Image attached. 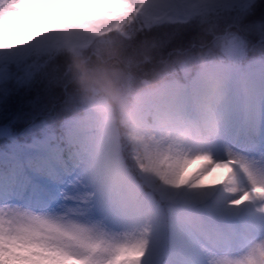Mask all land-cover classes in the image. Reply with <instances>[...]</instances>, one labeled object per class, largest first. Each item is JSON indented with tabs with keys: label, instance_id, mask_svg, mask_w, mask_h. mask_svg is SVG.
Masks as SVG:
<instances>
[{
	"label": "snow or ice",
	"instance_id": "obj_1",
	"mask_svg": "<svg viewBox=\"0 0 264 264\" xmlns=\"http://www.w3.org/2000/svg\"><path fill=\"white\" fill-rule=\"evenodd\" d=\"M4 3L21 10L0 28V264H264V224L234 215L250 205L264 217V0L105 5L116 11L113 30L130 14L141 32L183 40L209 26L226 99L213 145L198 159L231 175L228 184L209 185L179 170L187 156L169 155L166 166L146 162L53 74L41 41L81 35L55 27L67 5ZM191 85L198 88V78ZM41 91L56 110L36 124L24 102ZM217 232L228 242H214Z\"/></svg>",
	"mask_w": 264,
	"mask_h": 264
},
{
	"label": "clouds",
	"instance_id": "obj_2",
	"mask_svg": "<svg viewBox=\"0 0 264 264\" xmlns=\"http://www.w3.org/2000/svg\"><path fill=\"white\" fill-rule=\"evenodd\" d=\"M0 8L5 14L12 10L8 3ZM130 15L134 20L135 14ZM132 20L115 30L110 37L112 45L95 48V59L86 51L68 50V71L77 101L95 114L109 133L122 132L146 162L159 160L166 166L169 155L187 156L179 170L191 173V183L209 185L214 180L228 184V169L198 159L208 153L222 123L219 104L226 99L223 78L203 53L177 60L161 59L149 70L134 71L149 57L141 51L143 45L131 39L135 35ZM55 27L64 29L68 25ZM121 33L129 39H122ZM196 78L199 87L193 89L191 81ZM217 187L222 190V186ZM213 239L228 242L220 232Z\"/></svg>",
	"mask_w": 264,
	"mask_h": 264
},
{
	"label": "rangeland",
	"instance_id": "obj_3",
	"mask_svg": "<svg viewBox=\"0 0 264 264\" xmlns=\"http://www.w3.org/2000/svg\"><path fill=\"white\" fill-rule=\"evenodd\" d=\"M57 2L68 6L65 9L67 14L56 21V24H66L68 27L64 29L57 28V30L62 32L81 33V35L72 36L70 38L58 37L41 41L42 47L39 54L43 56L45 52L53 53L58 49L59 45H71L74 48L86 46L88 42L90 43L97 37L96 34L102 35L109 31L110 27L112 30L114 28V23L109 20V17L115 15L116 11L107 10L105 5L117 2V0H57ZM118 2L122 3L123 0H118ZM15 12H18L15 7H12V10L7 14H5L4 10H0V25L3 26V20H8ZM19 24L22 28L27 27L28 20L22 17L19 20ZM112 134L117 138L116 130H113ZM217 175H221V173ZM211 182H214V180ZM247 211L248 209H246L245 206L242 212L239 209L234 210V215L257 224H264V217L256 216L254 213ZM225 251L224 248L220 249L221 254Z\"/></svg>",
	"mask_w": 264,
	"mask_h": 264
},
{
	"label": "trees",
	"instance_id": "obj_4",
	"mask_svg": "<svg viewBox=\"0 0 264 264\" xmlns=\"http://www.w3.org/2000/svg\"><path fill=\"white\" fill-rule=\"evenodd\" d=\"M209 26L207 24L203 25L197 33L189 38L188 40H183L179 37L172 38L168 35L165 30L155 31L153 30L150 33H137L131 37L138 45H143L141 51L148 53V60L140 66V68L134 69V71L149 70L152 68L153 64L156 61L161 59L163 60H177L181 59L182 54L184 53H196L194 50H197L201 45L206 44L211 39V32L208 30ZM122 39H129L121 37ZM114 42L107 41L105 45H112ZM95 59V57H93ZM64 69L66 66L62 63L56 64V69L53 74L58 76L63 81L67 82L69 89L74 91L75 86L71 82L70 74L65 75ZM54 95V94H53ZM38 103H45L49 107L56 109L55 101L52 98V95L45 94L41 91L38 95L33 93L25 102H24V116L28 121L25 111H31L33 113L37 112L35 106L33 105ZM44 106V105H41ZM44 109V107H41Z\"/></svg>",
	"mask_w": 264,
	"mask_h": 264
},
{
	"label": "bare ground",
	"instance_id": "obj_5",
	"mask_svg": "<svg viewBox=\"0 0 264 264\" xmlns=\"http://www.w3.org/2000/svg\"><path fill=\"white\" fill-rule=\"evenodd\" d=\"M246 209H248V212L254 213L252 206H250V205L249 206H246Z\"/></svg>",
	"mask_w": 264,
	"mask_h": 264
}]
</instances>
